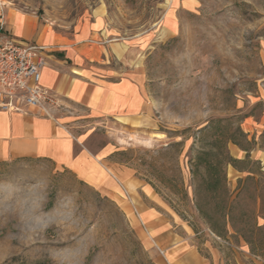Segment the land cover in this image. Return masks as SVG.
I'll return each instance as SVG.
<instances>
[{"label":"rangeland","instance_id":"374dc122","mask_svg":"<svg viewBox=\"0 0 264 264\" xmlns=\"http://www.w3.org/2000/svg\"><path fill=\"white\" fill-rule=\"evenodd\" d=\"M7 8L63 35L126 41L121 71L149 111L121 122L68 109L94 154L87 176L47 158L0 162V264H264V211L249 241L218 237L192 175L200 150L248 152L264 173V0H0ZM236 128L239 145L227 141ZM225 171L233 198L247 172ZM253 207L245 194L235 213Z\"/></svg>","mask_w":264,"mask_h":264},{"label":"crops","instance_id":"0c3cea01","mask_svg":"<svg viewBox=\"0 0 264 264\" xmlns=\"http://www.w3.org/2000/svg\"><path fill=\"white\" fill-rule=\"evenodd\" d=\"M0 36L46 47L40 83L69 108L86 112L91 118L109 117L121 122L148 115L142 86L121 71L120 62L130 48L126 41L63 35L36 14L12 8L0 12ZM67 113L57 112L55 121L33 112L0 110V162L47 158L87 176L94 154L71 132L80 118Z\"/></svg>","mask_w":264,"mask_h":264},{"label":"trees","instance_id":"16d2710c","mask_svg":"<svg viewBox=\"0 0 264 264\" xmlns=\"http://www.w3.org/2000/svg\"><path fill=\"white\" fill-rule=\"evenodd\" d=\"M246 139L245 134L236 128L229 134L227 141L239 145L238 137ZM247 151V148H244ZM208 152L200 150L193 160L192 175L198 183L194 192L195 209L200 218L204 219L208 230L216 236H225L230 229L238 236L245 238L260 229L257 223L258 214L264 211V173L258 161L251 160L248 152L243 159L233 158L226 151L216 153L214 158ZM227 165L247 172L244 178L237 179V193L232 198L227 186ZM247 194L253 200L254 207L246 213H235L241 196ZM259 202V204H258ZM244 216L250 221L244 220ZM192 227V225H191ZM246 241H249L246 239Z\"/></svg>","mask_w":264,"mask_h":264},{"label":"built area","instance_id":"2783aa9c","mask_svg":"<svg viewBox=\"0 0 264 264\" xmlns=\"http://www.w3.org/2000/svg\"><path fill=\"white\" fill-rule=\"evenodd\" d=\"M45 49L0 36V110L33 112L55 121L57 112L68 111L62 99L40 83ZM158 250L164 256L163 250Z\"/></svg>","mask_w":264,"mask_h":264},{"label":"bare ground","instance_id":"6f19581e","mask_svg":"<svg viewBox=\"0 0 264 264\" xmlns=\"http://www.w3.org/2000/svg\"><path fill=\"white\" fill-rule=\"evenodd\" d=\"M159 136H161V135H159Z\"/></svg>","mask_w":264,"mask_h":264}]
</instances>
